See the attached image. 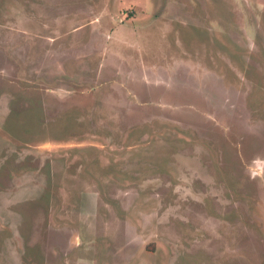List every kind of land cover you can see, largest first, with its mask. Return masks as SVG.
<instances>
[{
	"label": "rangeland",
	"instance_id": "obj_1",
	"mask_svg": "<svg viewBox=\"0 0 264 264\" xmlns=\"http://www.w3.org/2000/svg\"><path fill=\"white\" fill-rule=\"evenodd\" d=\"M0 264H264V0H0Z\"/></svg>",
	"mask_w": 264,
	"mask_h": 264
}]
</instances>
